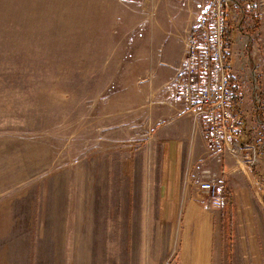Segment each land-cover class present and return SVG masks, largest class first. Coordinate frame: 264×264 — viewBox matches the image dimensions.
<instances>
[{
    "label": "rangeland",
    "instance_id": "obj_1",
    "mask_svg": "<svg viewBox=\"0 0 264 264\" xmlns=\"http://www.w3.org/2000/svg\"><path fill=\"white\" fill-rule=\"evenodd\" d=\"M221 1L234 29L228 52L241 135L228 142L235 152H217L228 174L210 198L218 204L226 179L245 169L256 179L264 211V0H256L254 12L244 0H0L4 232L14 222L31 232L34 198L49 194L57 176L64 174L78 191L82 162L89 180L83 189L98 192V138L113 125L126 126L129 115L137 122L145 116L143 80L158 60L152 31L174 38L187 33ZM108 115L120 122H107ZM129 125L144 131L142 123ZM0 264L24 260L4 257Z\"/></svg>",
    "mask_w": 264,
    "mask_h": 264
},
{
    "label": "crops",
    "instance_id": "obj_2",
    "mask_svg": "<svg viewBox=\"0 0 264 264\" xmlns=\"http://www.w3.org/2000/svg\"><path fill=\"white\" fill-rule=\"evenodd\" d=\"M188 32L174 38L152 31L158 60L143 80L145 116L137 122L129 115L126 126L98 138V192L83 189L89 180L82 162L78 191L63 174L49 194L34 198L30 233L19 222L4 232L0 211V263L264 264L263 201L249 170L222 182L218 204L210 197L219 189H198L228 173L207 144L203 116L187 110L173 87ZM135 123L143 124L142 134L129 125Z\"/></svg>",
    "mask_w": 264,
    "mask_h": 264
},
{
    "label": "built area",
    "instance_id": "obj_3",
    "mask_svg": "<svg viewBox=\"0 0 264 264\" xmlns=\"http://www.w3.org/2000/svg\"><path fill=\"white\" fill-rule=\"evenodd\" d=\"M223 5L228 3L219 2L189 30L184 40L183 67L173 80V87L186 109H198L203 116L207 143L216 153L227 148L235 152L233 145L228 147V142L241 135L233 111V86L224 62ZM216 188L219 189V184L213 180L198 186L203 194L212 193Z\"/></svg>",
    "mask_w": 264,
    "mask_h": 264
},
{
    "label": "trees",
    "instance_id": "obj_4",
    "mask_svg": "<svg viewBox=\"0 0 264 264\" xmlns=\"http://www.w3.org/2000/svg\"><path fill=\"white\" fill-rule=\"evenodd\" d=\"M247 5L250 6V11L254 12V9L256 8V0H244ZM227 5H223V32H222V38H223V47L226 53L224 54V62L226 66V70L230 75V81L233 86L234 91V114L236 113L237 104H238V98L236 97L237 87L235 86V79L232 76V63H231V56L228 51L231 50L232 46V35L234 33L233 25L231 24V21L227 14ZM256 25L255 27H258V20H255ZM237 114V113H236ZM261 117V116H260Z\"/></svg>",
    "mask_w": 264,
    "mask_h": 264
}]
</instances>
